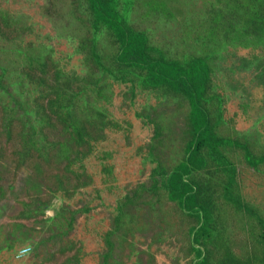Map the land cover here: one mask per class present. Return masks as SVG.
I'll return each instance as SVG.
<instances>
[{"label": "rangeland", "instance_id": "374dc122", "mask_svg": "<svg viewBox=\"0 0 264 264\" xmlns=\"http://www.w3.org/2000/svg\"><path fill=\"white\" fill-rule=\"evenodd\" d=\"M115 1L153 53L211 65V228L165 183L187 96L116 64L87 0H0V264H264V0Z\"/></svg>", "mask_w": 264, "mask_h": 264}, {"label": "trees", "instance_id": "16d2710c", "mask_svg": "<svg viewBox=\"0 0 264 264\" xmlns=\"http://www.w3.org/2000/svg\"><path fill=\"white\" fill-rule=\"evenodd\" d=\"M93 12L113 30L119 49L114 55L119 66L146 69L149 75L187 96L191 104V120L194 137L187 147L185 160L166 178V186L171 197L178 200L184 210L205 216L208 228L213 223V200L201 186L204 183L194 180L193 174L209 163L206 149L211 147L216 119L208 106V92L212 87V68L204 56L193 57L184 64L180 60L167 59L163 54H155L146 37L129 27L117 11L115 0H87ZM256 20L264 22V7ZM264 160V156L261 157ZM207 231V227H203ZM200 253V252H199ZM197 264H212L208 255L196 256ZM220 264H252L250 257L239 259L229 254Z\"/></svg>", "mask_w": 264, "mask_h": 264}]
</instances>
